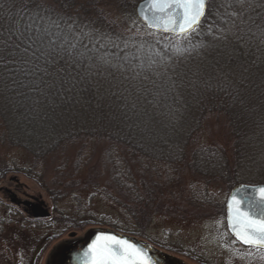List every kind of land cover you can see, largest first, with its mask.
Segmentation results:
<instances>
[{"label": "trees", "instance_id": "trees-1", "mask_svg": "<svg viewBox=\"0 0 264 264\" xmlns=\"http://www.w3.org/2000/svg\"><path fill=\"white\" fill-rule=\"evenodd\" d=\"M108 2L135 17L136 0H0V145L31 158L16 171L54 201L112 200L137 230L112 227L139 237L182 198L214 210L212 185L264 183V0H210L188 37L103 23ZM212 122L222 139L202 141ZM184 170L202 194L184 193Z\"/></svg>", "mask_w": 264, "mask_h": 264}, {"label": "rangeland", "instance_id": "rangeland-1", "mask_svg": "<svg viewBox=\"0 0 264 264\" xmlns=\"http://www.w3.org/2000/svg\"><path fill=\"white\" fill-rule=\"evenodd\" d=\"M139 1L136 0L137 3ZM99 11L108 17V22L103 23H126V32L137 37L155 34L135 24L142 23L136 14L135 17H128L116 12L118 10L112 3H103ZM212 138L222 139V131L214 122L210 123L209 130H204L202 141ZM73 154L74 151H71ZM30 159L28 153L20 148L9 146L6 142L0 145V264H53L51 262L62 249L77 239H84L91 229L114 230L113 225L137 230L123 208L92 191L85 190L54 201L35 180L16 171V168L28 169ZM43 170L48 181L56 174L54 166L49 168L46 164ZM188 173V170L181 172L185 176L181 184L184 193L192 186L193 190L202 194L204 183L194 182ZM251 175L264 178V170H253ZM216 185H212L208 191L211 203H216L214 210L198 202L188 207L190 202L182 198L183 212L157 211L142 231L144 235L136 236L137 240L154 243L182 264H264V250L241 246L231 238L225 220L229 190L224 185ZM26 203H42L49 211V217L31 222L33 219L29 220L28 216L33 211ZM61 212L79 218L81 226L75 228L66 225L60 219ZM24 220L28 223H24Z\"/></svg>", "mask_w": 264, "mask_h": 264}, {"label": "water", "instance_id": "water-1", "mask_svg": "<svg viewBox=\"0 0 264 264\" xmlns=\"http://www.w3.org/2000/svg\"><path fill=\"white\" fill-rule=\"evenodd\" d=\"M207 0V4H208ZM207 9V7H206ZM135 13L143 24L146 25L148 29L172 34L175 36L184 35L177 34L171 31H164L162 26H158L155 20L157 15L151 4L150 0H140L135 7ZM169 13L177 12L175 7L167 10ZM206 14L204 11L203 17ZM203 17L200 19V23L203 20ZM264 187V183L258 184H247V183H238L236 184L228 193L226 203H225V218L229 233L242 245L248 247H255L259 249H264V245L259 243L256 244H246L241 239V236L237 233L245 232V225L238 221L237 218V209L241 213H247L248 217L255 219L257 221L264 219V198L259 189ZM238 201L239 203H236ZM27 205L30 203H26ZM33 211L36 212L37 216L48 217L50 215L49 211L44 207L42 203L32 204ZM102 235L115 236L119 239L127 240L131 244L135 245L137 249L140 250L141 258L145 264H174L169 257L157 250L153 245L145 241H139L136 237L125 235L117 231L107 228H94L89 230L84 239L75 241L73 244L66 246L64 250L60 251L56 258L51 262L53 264H92V258L95 255L91 251L90 246L94 243L97 244V247L105 244L106 242L102 239H98ZM89 251L90 255L85 256V252Z\"/></svg>", "mask_w": 264, "mask_h": 264}, {"label": "snow or ice", "instance_id": "snow-or-ice-1", "mask_svg": "<svg viewBox=\"0 0 264 264\" xmlns=\"http://www.w3.org/2000/svg\"><path fill=\"white\" fill-rule=\"evenodd\" d=\"M150 4L157 15L155 20L164 31L184 34L188 37L190 33L199 28L200 19L206 10L207 0H150ZM175 7L177 12L169 13L167 10ZM264 198V187L259 189ZM236 203H239L236 201ZM237 211L238 221L245 225V232L237 233L246 244L259 243L264 245V219L259 221L248 217L247 213ZM98 239L106 243L97 247L94 243L90 246L95 255L92 264H145L141 258L140 250L127 240L115 236L102 235ZM90 252L86 251L85 256Z\"/></svg>", "mask_w": 264, "mask_h": 264}, {"label": "flooded vegetation", "instance_id": "flooded-vegetation-1", "mask_svg": "<svg viewBox=\"0 0 264 264\" xmlns=\"http://www.w3.org/2000/svg\"><path fill=\"white\" fill-rule=\"evenodd\" d=\"M36 215V214H35ZM231 236V235H230ZM231 238L235 241V243L239 244L232 236ZM77 240H80V239H77ZM153 247H155L157 250H159L160 252H163L165 253L169 259H171L173 261L174 264H182L176 257L172 256L170 253H168V251H164L162 248H160L159 246H156L154 243L150 242ZM241 245V244H239Z\"/></svg>", "mask_w": 264, "mask_h": 264}]
</instances>
